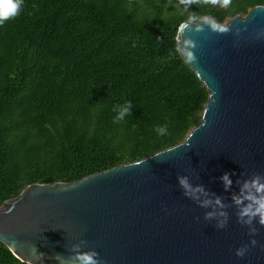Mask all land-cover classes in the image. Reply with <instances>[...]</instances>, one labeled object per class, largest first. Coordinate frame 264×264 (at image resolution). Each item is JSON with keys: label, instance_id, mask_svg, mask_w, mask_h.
I'll use <instances>...</instances> for the list:
<instances>
[{"label": "water", "instance_id": "obj_1", "mask_svg": "<svg viewBox=\"0 0 264 264\" xmlns=\"http://www.w3.org/2000/svg\"><path fill=\"white\" fill-rule=\"evenodd\" d=\"M175 39L208 92L200 123L141 159L3 201L0 242L19 260L264 264V4L182 21Z\"/></svg>", "mask_w": 264, "mask_h": 264}, {"label": "trees", "instance_id": "obj_2", "mask_svg": "<svg viewBox=\"0 0 264 264\" xmlns=\"http://www.w3.org/2000/svg\"><path fill=\"white\" fill-rule=\"evenodd\" d=\"M257 4L23 0L0 24V204L30 183L75 181L180 142L208 92L178 52L179 24ZM0 264L28 263L0 242Z\"/></svg>", "mask_w": 264, "mask_h": 264}, {"label": "clouds", "instance_id": "obj_3", "mask_svg": "<svg viewBox=\"0 0 264 264\" xmlns=\"http://www.w3.org/2000/svg\"><path fill=\"white\" fill-rule=\"evenodd\" d=\"M23 0H0V24H3L4 21L16 16L19 14L21 10ZM191 58V57H190ZM127 107H123L119 112L116 120H123L125 114L129 113V108L131 107V102H126ZM156 132L160 135H164L167 132V125L156 127ZM264 222V221H262ZM238 255H242V252H238ZM89 264H93V262H89Z\"/></svg>", "mask_w": 264, "mask_h": 264}]
</instances>
